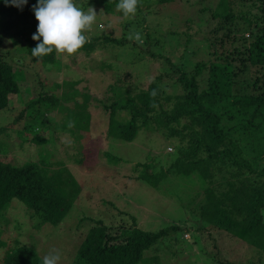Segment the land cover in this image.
Segmentation results:
<instances>
[{"label": "trees", "instance_id": "1", "mask_svg": "<svg viewBox=\"0 0 264 264\" xmlns=\"http://www.w3.org/2000/svg\"><path fill=\"white\" fill-rule=\"evenodd\" d=\"M247 4L249 8H256L258 13L250 17V12L245 11L236 16L231 11V2L221 1L219 6L224 12L215 10L213 14L220 19L219 28L238 22L240 28L234 33L241 34L237 40L232 38L228 42L226 39L228 48L223 47L222 35L210 39L206 61L173 64L167 58L152 55L149 46L155 44V40L144 32L142 45L148 47L149 58L169 62L168 69L147 87L135 89L134 93L124 87L132 78L130 72H124L120 82L117 80L115 85L108 87L111 96L101 102V106L107 114L105 134L110 141L132 142L140 131L154 132L156 129L188 137L186 147L180 142L173 152L168 153L171 159L166 169L155 172L150 161L137 164L141 169L137 179L156 188L169 174L196 176L202 190L198 194L201 200L194 229L199 233L210 229L225 232L264 254V0H248ZM33 6L31 0L21 8L12 6L10 0L7 3L0 0V47L2 49L4 40L10 39L16 44L12 50L18 55L13 58L11 54L14 52L0 50V109L8 107L10 96L21 93L19 78L13 71V65L22 67L19 54H26L32 63L49 69L56 64L55 51L42 61L31 55V49L39 43L31 38L38 24ZM27 27L29 30L25 31ZM244 33L248 34L246 38ZM111 42L114 41L109 38L92 37L81 51L89 55ZM114 43L120 45L121 41ZM217 43L221 51H218ZM251 68L254 73L253 80L247 85L250 90L236 91L235 86L242 82L236 78L245 76ZM158 79L160 82L157 83ZM79 84L80 81L63 82L60 86L64 92L59 96L43 88L36 91L35 86H30L32 96L25 97L23 110L14 122L26 115L31 122L41 119L39 124H42L44 115L61 109L71 120L87 121L89 115L84 108L90 96L77 88ZM54 85L52 88L59 89V85ZM171 87L176 89L174 93L168 92ZM153 89L158 93L155 98L150 96ZM79 94L84 96L81 104L76 99ZM66 102L73 104V111L66 109ZM167 103H171L169 109H165ZM14 122L0 125V135L7 136V129ZM60 126H64L63 122ZM28 127L27 124L24 132ZM32 140L37 145L44 144V138L40 136L35 135ZM4 157L0 156V218L3 215L4 219V211L16 199L33 211L31 219L37 218L34 229L39 230L44 224L59 226L79 191L74 176L62 162L58 165L63 167L55 173L50 162L37 156L21 165L4 161ZM90 158V154H81L78 164L90 163ZM61 172L64 173L63 179H60ZM222 172L225 178L215 181V175ZM118 217L124 219V223L93 218V227L87 231L77 250L75 264H140L146 250L179 229L173 224L157 232L143 231L137 227L134 217L123 212L114 219ZM108 220L113 223L109 224ZM218 262L236 264L221 259ZM2 264H42V256L36 248L20 245L7 250Z\"/></svg>", "mask_w": 264, "mask_h": 264}, {"label": "rangeland", "instance_id": "2", "mask_svg": "<svg viewBox=\"0 0 264 264\" xmlns=\"http://www.w3.org/2000/svg\"><path fill=\"white\" fill-rule=\"evenodd\" d=\"M31 1L34 5L37 3V0ZM166 1L141 0L143 7L137 8L135 16L123 17L116 9L119 0H74L85 12L92 7L97 14L91 30L82 34L89 40L102 37L121 41V44H103L89 55L80 50L79 54L68 59L56 54V64L50 69L32 63L26 54H19L22 67L13 65V71L19 78L21 93L10 96L8 107L0 109L1 126L14 122L23 110L24 99L32 96L30 86H35L36 91L43 88L59 96L64 92L60 85L65 81H80L77 88L90 96L84 108L89 119L85 122L79 118L71 120L62 109L44 115L42 124H39L41 119L31 122L24 115L20 121L9 125L7 136L0 135V154H6L0 156H5L4 161L21 165L37 156L44 162H50L55 173L63 167L58 165L62 162L79 185L71 210L57 227L44 224L39 230L34 229L37 218L31 219L33 211L16 199L11 201L4 211V219L3 215L0 218V264L7 250L20 245L36 248L42 258L50 249L56 248L61 253L59 264H75V255L87 231L93 227V218L104 221L109 218L124 223V219H114L122 212L134 217L137 227L143 231L157 232L173 224L179 226L174 233L146 250L140 264H221L218 259L236 264H264V254L227 233L213 229L199 233L194 229L198 220L195 214L201 200L198 194L202 190L196 176L169 174L156 188L137 179L141 170L137 164L150 161L155 172L166 169L171 159L168 153L173 152L180 142L186 147L188 137L170 135L169 131L161 129L140 131L132 142L110 141L106 137L108 118L101 102L110 98L108 87L115 85L124 72L132 75L124 87L134 93L135 89L147 87L156 76L163 74L169 62L193 64L202 59L206 61L209 57L207 43L214 36L222 35L223 47L228 48L226 39L228 42L232 38L237 40L241 34L234 33L240 28L238 22L219 28L220 19L213 17L215 10L224 12L219 6L224 0ZM229 1L236 16L249 11L251 17L257 12L256 8L247 6L248 0ZM238 21L241 23V19ZM135 32H140L141 36L144 32L149 33L155 40V44L149 46L152 55H160L169 62L149 58L146 53L148 47L144 48L129 38ZM247 36L244 33V37ZM15 46L13 41L6 39L0 50L14 52ZM217 47L221 51L219 43ZM11 55L18 57L15 52ZM253 73L254 68H251L245 76L236 78L242 81L239 83L242 87L235 86L236 91L250 90L247 85L253 80ZM119 82L118 86L121 85ZM54 84L59 85V89L52 88ZM175 90L168 88L170 93ZM83 97L81 94L76 97L80 104ZM64 104L67 110L73 111L71 102ZM170 106L171 103L165 104V109ZM70 121L75 122L74 127H69ZM62 122L63 127L60 126ZM27 124L30 127L24 132ZM35 135L44 138V144L34 143ZM81 154H90L91 162L78 164ZM223 174L217 173L214 180L218 182L225 178ZM63 178L64 173L61 172L60 179ZM110 220L107 222L113 223Z\"/></svg>", "mask_w": 264, "mask_h": 264}, {"label": "clouds", "instance_id": "3", "mask_svg": "<svg viewBox=\"0 0 264 264\" xmlns=\"http://www.w3.org/2000/svg\"><path fill=\"white\" fill-rule=\"evenodd\" d=\"M7 2L9 0H6ZM10 3L21 8L27 0H10ZM140 3L141 0H119L116 9L123 17L135 16ZM33 12L38 24L31 38L39 43L31 49V55L41 61L54 51L58 56L63 55L65 59L79 54L89 42L88 37L82 33L91 30L97 16L92 7L85 12L74 3V0H37ZM129 38L143 43L140 32L131 34ZM157 94L156 89L150 92L153 98ZM152 106L156 105L153 103ZM74 126L75 122L70 121L69 127ZM60 259V251L52 248L43 256L42 264H59Z\"/></svg>", "mask_w": 264, "mask_h": 264}]
</instances>
